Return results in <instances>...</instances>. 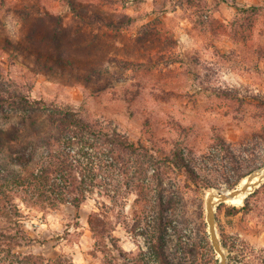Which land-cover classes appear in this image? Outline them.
<instances>
[{"label": "rangeland", "instance_id": "1", "mask_svg": "<svg viewBox=\"0 0 264 264\" xmlns=\"http://www.w3.org/2000/svg\"><path fill=\"white\" fill-rule=\"evenodd\" d=\"M34 101L114 129L156 159L180 157L192 172L169 164L151 199L159 193L163 211L135 204L127 157L128 173L109 156L92 165L79 209L42 208L20 192L18 221L33 242L16 253L157 264L162 213L173 226L164 235L171 264H219L206 199L264 168V0H0V178L19 168L16 153L31 152L37 169L44 139L56 134ZM102 185L111 198L93 190ZM93 213L106 221L103 236L90 230ZM216 232L225 264H264V180L243 202L216 206Z\"/></svg>", "mask_w": 264, "mask_h": 264}, {"label": "trees", "instance_id": "2", "mask_svg": "<svg viewBox=\"0 0 264 264\" xmlns=\"http://www.w3.org/2000/svg\"><path fill=\"white\" fill-rule=\"evenodd\" d=\"M27 103L29 106V102ZM31 103L37 109L48 111L49 119L58 128H55L54 136L44 139V154L37 169L29 168L32 160L31 152L16 153L13 154L12 163L18 165L19 168L10 171L11 173L7 176V178L11 177L9 180L3 179L2 176L0 178V220L3 223L0 224V264H72L61 257L45 260L31 254L22 257L21 254L15 252L19 248L30 246L33 242L18 221L20 214L14 199L15 196L20 195V192L24 193L20 196L23 202H30L42 208L55 210L60 205L68 203L79 209L88 198L87 193L92 191L88 187L90 176L86 174L92 172V165L100 166L104 158L109 156L113 161V167L119 170L116 165H120V172L128 173L123 164L124 157H127L134 168L131 180L132 189L137 195L135 204L146 203L147 207L142 208L144 212L149 210V207L163 211L165 204L158 197L160 194H157L158 201L154 206H151V199L154 195L153 191L157 192L164 183L162 174L170 170L169 164L184 169L186 172H192L184 165L182 158L176 157L175 161L169 157L163 160L156 159L150 149L144 145L134 143L114 129L97 128L98 125L82 120L76 112L69 109H49L40 101ZM75 154L86 158L91 165L90 168L84 167L85 164H82ZM148 170L152 171L150 181L146 176ZM98 173L100 172H96L95 175ZM193 181V184L198 187V181ZM94 189L99 190L102 197L111 198L106 186L102 185L101 188L95 187ZM114 189L118 191V186L116 185ZM156 223L157 228L155 232H152L154 236L151 245L154 257L157 264H171L172 262L166 256L164 235L168 226L173 228L172 223L165 219L162 213L158 215ZM88 225L94 235L103 236L106 233V221L100 213L90 215ZM200 227L202 223L199 231Z\"/></svg>", "mask_w": 264, "mask_h": 264}, {"label": "water", "instance_id": "3", "mask_svg": "<svg viewBox=\"0 0 264 264\" xmlns=\"http://www.w3.org/2000/svg\"><path fill=\"white\" fill-rule=\"evenodd\" d=\"M258 177V180L253 182L254 178ZM264 180V168L259 171L256 175H250L247 177L245 184L241 188H237L225 194L222 192L210 193L206 199V221L210 240L215 251L222 257L220 264H225L226 257L216 232V206L222 203L231 202L236 196L240 194H249ZM217 191V190H216Z\"/></svg>", "mask_w": 264, "mask_h": 264}, {"label": "bare ground", "instance_id": "4", "mask_svg": "<svg viewBox=\"0 0 264 264\" xmlns=\"http://www.w3.org/2000/svg\"><path fill=\"white\" fill-rule=\"evenodd\" d=\"M258 180V177H256V178H254V180H253V182H255V181H257ZM245 182H246V180L244 179L243 181H242V183H241V185L238 187V189L239 188H241L242 186H243V184H245ZM217 192H222V193H225V194H230V190H225V189H223V190H217V191H215V192H213V193H217ZM247 194V193H246ZM246 194H240V195H238V196H236L230 203H240V202H243V200H244V198H245V196H246ZM219 255V254H218ZM219 257H220V260H222V257L219 255ZM220 264V263H219Z\"/></svg>", "mask_w": 264, "mask_h": 264}]
</instances>
